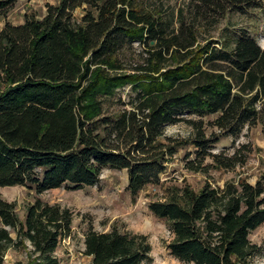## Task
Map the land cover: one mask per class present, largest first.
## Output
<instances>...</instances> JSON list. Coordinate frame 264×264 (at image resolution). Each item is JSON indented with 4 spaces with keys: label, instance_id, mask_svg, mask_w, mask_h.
Masks as SVG:
<instances>
[{
    "label": "trees",
    "instance_id": "obj_1",
    "mask_svg": "<svg viewBox=\"0 0 264 264\" xmlns=\"http://www.w3.org/2000/svg\"><path fill=\"white\" fill-rule=\"evenodd\" d=\"M20 0H0L7 19ZM188 14L154 0H60L0 30V187L38 194L94 186L106 169H127L138 196L182 148L186 168L246 166L251 141L216 151L264 127V46L247 29L203 35L231 13H264V0H191ZM128 97H125L124 91ZM117 108L107 113V103ZM187 123L190 136L167 133ZM150 210L170 223L171 254L185 264H250L252 233L264 224V175L183 187ZM75 212L41 197L22 217L0 191V264L12 247L31 248L15 264H62L57 250L73 234ZM153 246L142 232L114 225L85 235L90 264H142Z\"/></svg>",
    "mask_w": 264,
    "mask_h": 264
},
{
    "label": "rangeland",
    "instance_id": "obj_2",
    "mask_svg": "<svg viewBox=\"0 0 264 264\" xmlns=\"http://www.w3.org/2000/svg\"><path fill=\"white\" fill-rule=\"evenodd\" d=\"M60 0H20L15 9L7 19L0 17V30L5 26L6 21L15 24L25 20L28 12L37 13L39 16L47 12L49 3H58ZM164 4L170 11L184 12L188 14L191 9V0H154ZM235 24L240 29H247L256 36L264 46V13L259 10H251L246 14L231 13L223 18L215 29L204 33V37L219 39L223 28ZM124 91L128 97L129 88ZM107 113L117 108L113 101L107 103ZM167 133L170 135L185 138L190 136L192 128L187 123L169 125ZM251 141L254 146L248 164L239 166L235 170H213L211 177L203 173L192 172L186 168V154L191 147L182 148L177 157L169 164L168 169L161 175V185H149L138 196H133L127 189L129 174L127 169L116 170L106 169L99 181L94 186L72 189L59 187L38 194L25 185L0 187L3 196L9 201L16 202L18 211L25 217L27 206L34 202L37 197L52 204H61L70 207L75 212L73 234L62 240L57 254L62 264H90L91 257L87 256L85 250L86 232L93 227L97 230H110L114 225L124 230L142 232L149 236L153 246L151 258L142 264H185L175 258L168 243L173 239L170 223L155 215L149 208L151 201L167 200L176 195L183 187L190 186L194 190L203 187L207 179L218 184L226 180L238 177L243 174L253 183L264 175V127L246 130L243 135L234 142L233 137H224L217 145L216 151L228 149L233 151L235 146L242 142ZM4 224L0 219V227ZM251 238L260 244V253L250 264H264V224L255 230ZM31 246H29V249ZM27 248L12 246L4 256V264H15L19 260H27Z\"/></svg>",
    "mask_w": 264,
    "mask_h": 264
}]
</instances>
